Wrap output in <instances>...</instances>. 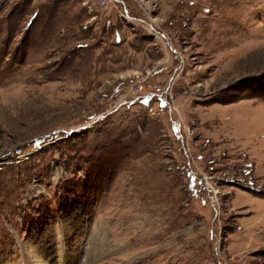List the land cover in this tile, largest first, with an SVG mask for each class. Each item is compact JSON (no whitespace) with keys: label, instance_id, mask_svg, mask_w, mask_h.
<instances>
[{"label":"rangeland","instance_id":"374dc122","mask_svg":"<svg viewBox=\"0 0 264 264\" xmlns=\"http://www.w3.org/2000/svg\"><path fill=\"white\" fill-rule=\"evenodd\" d=\"M0 264H264V0H0Z\"/></svg>","mask_w":264,"mask_h":264}]
</instances>
